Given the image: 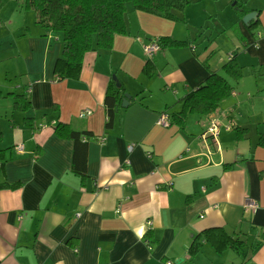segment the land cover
I'll return each mask as SVG.
<instances>
[{
    "label": "crops",
    "instance_id": "obj_1",
    "mask_svg": "<svg viewBox=\"0 0 264 264\" xmlns=\"http://www.w3.org/2000/svg\"><path fill=\"white\" fill-rule=\"evenodd\" d=\"M3 2L0 264H240L232 248L217 252L209 242L189 255L192 238L211 227L261 240L242 264H264V0L253 29L236 11L230 22L210 16L204 28L128 7L126 32L109 49L87 51L78 78L61 79L53 72L61 37L20 0ZM24 11L29 20L20 18ZM159 36L189 44L147 56L144 46ZM230 55L241 76L227 77L232 91L214 112L189 114L182 128L156 123L209 71L223 74ZM113 75L130 98L106 127ZM10 93L30 108L15 109ZM210 119L219 133L203 137ZM58 123L88 132L85 177L71 170L74 143L56 133Z\"/></svg>",
    "mask_w": 264,
    "mask_h": 264
},
{
    "label": "trees",
    "instance_id": "obj_2",
    "mask_svg": "<svg viewBox=\"0 0 264 264\" xmlns=\"http://www.w3.org/2000/svg\"><path fill=\"white\" fill-rule=\"evenodd\" d=\"M3 0H0V3ZM190 0H20L24 9H32L36 13L37 23L54 35L62 39V49L55 59L53 72L57 79L78 78L84 54L94 48L109 49L116 34L126 32L125 13L130 7L134 10L149 12L172 20H179L178 10L189 3ZM239 10L238 21L249 11H260L259 8H249L240 0H235L232 5ZM241 9V10H240ZM259 23L249 21L247 28L253 29ZM236 24L232 27L236 29ZM210 39L208 38V42ZM207 42V43H208ZM161 48L187 46V40H175L169 36H159L156 39ZM208 68V66H206ZM223 74L209 71L206 78L195 88L183 94L178 102L180 108L168 113L170 123L182 128L189 114L207 115L214 112L219 103L230 95L232 85L227 77L237 80L241 76V66L232 55L223 65ZM124 91L117 87L115 80H111L104 96L106 111L105 126L110 127L120 106ZM13 106L20 111L30 108V102L19 94L10 93ZM55 131L73 140L74 149L71 161V170L85 177L86 172V146L89 136L86 131H76L67 125L58 123ZM241 130H245L242 129ZM2 133L0 131V141ZM258 143L264 144V135H260ZM5 149H0V161L4 159ZM225 168L229 165L224 164ZM203 242H209L217 252L225 248H232L240 256V264L244 263L261 242L259 239L247 243L244 239L231 235L223 227H211L197 233L188 247L189 255L196 254ZM150 245V244H149Z\"/></svg>",
    "mask_w": 264,
    "mask_h": 264
},
{
    "label": "rangeland",
    "instance_id": "obj_3",
    "mask_svg": "<svg viewBox=\"0 0 264 264\" xmlns=\"http://www.w3.org/2000/svg\"><path fill=\"white\" fill-rule=\"evenodd\" d=\"M234 1L235 0H190V2L183 7V12H179L181 10L178 11V16L182 21L181 25L182 27H194V24L200 25V23L203 22L202 24L204 28L205 26L211 28L212 22L210 20V16H212V19H218L221 22H230L233 20L232 18L236 17V12L237 16L240 15V12H238L239 10H235V8L232 6ZM240 1L249 8H254L259 4V0ZM6 5L7 4H5V2L0 5V16L4 15L3 12L7 7ZM21 14L22 15L20 18L23 16L26 20L30 19L29 13L24 11Z\"/></svg>",
    "mask_w": 264,
    "mask_h": 264
},
{
    "label": "built area",
    "instance_id": "obj_4",
    "mask_svg": "<svg viewBox=\"0 0 264 264\" xmlns=\"http://www.w3.org/2000/svg\"><path fill=\"white\" fill-rule=\"evenodd\" d=\"M157 49H158V45H157V43H155V42H154V43H151V44H146V45L144 46V51H145V53L147 54V56H149V57H150V56L153 54V52H154L155 50H157ZM231 56H232V55H230V56L228 57V59H229ZM28 91H30V89H28ZM89 112H90L89 109H85V110H83V111H81V112L79 113V116L82 117L83 115H86V114H88ZM156 123H157L158 125H161V126H164V127L168 126V125L170 124V117H169L168 112L163 111V112L159 113L158 116H157V119H156ZM40 126H41V127H44V125H42V124H41ZM219 127H220L219 122H218L216 119H210V120H209V125L206 127L204 133L202 134L203 137H207L208 134H209V135H212L213 137L217 136L218 133H219ZM224 128H225L226 130L231 129V122L228 121L226 124H224ZM132 147H133L132 144H129V145L127 146V150H128V151H131ZM22 148H23V145H22L21 143H19V144H17V145L14 146V150L17 151V152H21V151H22ZM147 156L150 157V153H149V152H147ZM246 204H247L248 206H250V207H253V206L255 205V203H254L253 200H247V201H246ZM77 215H79V214L77 213ZM147 224H150V221H147ZM167 264H172V263H171V262H167Z\"/></svg>",
    "mask_w": 264,
    "mask_h": 264
},
{
    "label": "water",
    "instance_id": "obj_5",
    "mask_svg": "<svg viewBox=\"0 0 264 264\" xmlns=\"http://www.w3.org/2000/svg\"><path fill=\"white\" fill-rule=\"evenodd\" d=\"M257 16H258V11H256V10L249 11L248 13H246L242 16L241 22L243 25L247 26L249 21L256 20ZM112 79L115 80L116 86L120 87V83L117 81V79L114 75L112 76ZM129 98H130V94L124 92L123 98L121 101V105L125 106L128 103Z\"/></svg>",
    "mask_w": 264,
    "mask_h": 264
}]
</instances>
